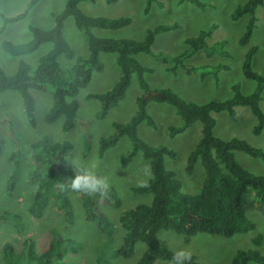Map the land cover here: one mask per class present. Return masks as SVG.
<instances>
[{"label": "rangeland", "instance_id": "1", "mask_svg": "<svg viewBox=\"0 0 264 264\" xmlns=\"http://www.w3.org/2000/svg\"><path fill=\"white\" fill-rule=\"evenodd\" d=\"M29 0H0V25L2 16H12L21 12ZM65 0H37L30 6L22 19L6 24L0 33V41L8 39L13 43H21L30 38L29 25L41 29L52 26L51 12L62 9ZM146 0H106L80 1L78 8L89 16H103L109 18L128 17L129 23L120 28L90 29L92 34L99 38H128L140 40L147 29L160 24L174 25L175 28L155 35L150 51L155 55L137 53L134 57L152 72L144 73L148 90L141 89L136 74L130 76L129 85L125 95L107 114L99 119L95 116L99 108L97 99L85 98L86 93L104 92L112 86L119 76V68L115 63V53L101 52L99 60L103 65L101 71H93L88 83L74 96L78 101L76 111V125L67 132L61 130V120L58 118L51 124L43 121L44 112L51 105V89L31 90L34 101L33 116L36 122L32 127L28 124L22 113L21 101L18 93L6 90L0 93V115L6 119V125H11L10 131H5L1 139L0 151V212L7 211L10 215L0 218V264L2 259L1 246L5 242L13 244L16 251H21L23 241L30 238L34 249L38 253L45 248L52 235L60 238H69L77 244L75 251H67L63 257V264H133L140 256L144 245L140 242L134 244L133 255L129 258H112L110 251L121 243L123 229L117 222V215L121 210L130 208L137 203L147 202L150 196L134 193L131 187L137 186L148 178V162L140 152H137L130 163L121 166L120 158L130 147L129 139L121 136L116 144L109 147L100 157L97 154V140L113 132L112 123L126 122L135 111V97L138 95L147 98L146 112L154 122V128L146 125L144 121L137 125V136L149 145H164L175 151L174 157L164 156L163 165L174 173L180 183V191L187 194H196L203 178V169L196 162L191 174L184 170L188 152L193 148L200 136V123L194 121L181 133L168 135V126H177L181 119L174 112L164 96L155 92L158 89H169L178 98L203 104L209 101H221L231 95V85L237 84L240 93H250L255 81L245 78L241 73V62L245 51L250 46L256 50L252 56L250 67L260 75H264V3L255 10L256 21L248 42L238 44V38L243 32L246 16L236 20L230 18V13L238 4L245 0H197L199 5L188 1L178 0H152L148 10L144 12ZM211 28L206 37V44L223 42L222 50L226 54L215 51L207 57L202 50L196 51L184 60L196 70L185 72L177 68L175 72L166 71L162 57L167 61L177 55L186 46L183 39L195 37L200 30ZM62 36L74 55L85 57L88 54L87 44L81 31L75 28L72 17L64 19ZM51 47L50 42L41 43L34 51L19 57L9 56L0 48V66L6 74L14 72L18 59H23L33 70L38 57L46 53ZM227 55V56H226ZM73 60L63 55L57 57L60 70L71 66ZM167 64L171 65V63ZM221 65V68L214 69ZM224 67L226 69H224ZM30 70V71H31ZM259 107L264 114V88L261 91ZM236 119L229 118L225 111L212 112L215 120L213 134L221 139L237 138L248 145L259 148L264 153V126L260 133L253 134L251 129L256 122L246 106H235ZM48 142L69 141L71 147L60 157L70 170H82L95 166L98 176L104 178L121 200L119 208H113L105 203H98V209L106 216L112 226V240L104 246V238L96 224L83 217L82 207L77 194L68 192L70 201L71 222L64 213L58 210L52 201L46 204L43 216L33 218L28 213L34 185L26 180V161L32 149L28 145L36 142L42 136ZM86 141V142H85ZM21 153L23 167L17 174L14 186L7 192L5 182L12 168L7 156L13 150ZM34 152V151H33ZM235 160L247 171L264 178V162L259 157L250 156L240 150H233ZM75 166V167H74ZM46 167V168H45ZM49 165L44 166V171ZM42 173V170L40 171ZM39 175V177H41ZM245 215L252 222L253 227L243 233L230 237H221L208 233H196L190 236L188 242L182 241V236L171 230H160L157 234L161 246L173 252L184 250L195 256V260L203 264H230L238 249H256L264 256V218L257 210L253 190H246ZM260 236V243L256 246L252 240ZM152 264H171L156 259ZM249 264H259L249 262Z\"/></svg>", "mask_w": 264, "mask_h": 264}, {"label": "trees", "instance_id": "2", "mask_svg": "<svg viewBox=\"0 0 264 264\" xmlns=\"http://www.w3.org/2000/svg\"><path fill=\"white\" fill-rule=\"evenodd\" d=\"M37 0H29L26 7L12 16H2L0 33L4 26L15 22L27 14L30 6ZM80 1L93 0H65L63 7L58 12H51L52 26L41 29L29 25L30 38L21 43H13L8 39L0 41V48L9 56L19 57L34 51L41 43L50 42V49L38 57L35 67L31 70L29 64L23 59H18L13 73L6 74L0 66V93L6 90L16 91L20 97L22 113L28 124L32 127L36 122L33 116L34 101L31 90L51 89V105L44 112L43 121L51 124L58 118L61 120V130L67 132L76 125V111L78 101L74 96L90 80L93 71H101L103 68L99 60V53H115V63L119 68V76L110 88L104 92L86 93L85 98L97 99L99 108L95 116L103 118L107 112L123 99L129 85L130 76L136 74L138 85L144 91L148 86L144 79V73L152 72V69L142 65L134 57L137 53L155 55L150 51L155 35L175 28L174 25L160 24L147 29L140 40L128 38H99L92 34L91 28H120L129 23L128 17L109 18L103 16H89L78 8ZM114 0H106L107 3ZM146 0L144 12L148 10L149 3ZM188 1L199 5L197 0ZM264 0H245L238 4L230 13V18L236 20L246 16L243 32L238 38L239 45H245L255 25V10L263 5ZM72 17L76 29L84 35L88 54L85 57L74 55L73 51L62 36V25L66 17ZM211 28L200 30L195 37H186L183 43L186 46L177 55L170 57L165 63V70L172 73L177 68L185 72L196 70V67L187 65L184 60L198 50H202L209 57L215 51L226 54L222 50L223 42L212 45L206 44ZM256 50L250 46L244 53L241 62V73L255 81L253 90L248 94H242L238 85H231V95L221 101H209L203 104L185 101L178 98L169 89H158L155 92L164 96L165 100L173 106L174 112L180 117L181 123L177 126H168V135L181 133L194 121L200 123V136L193 148L188 152L184 170L191 174L196 162L203 169V178L196 194H187L180 191V183L174 177V173L163 165V157H174L175 151L164 145H149L137 136V125L144 121L147 126L154 128L151 116L146 112L147 98L142 95L135 97V111L124 123H112L113 132L97 140V154L100 157L109 147L116 144L121 136L129 139L130 147L120 158L122 167L131 162L133 156L140 152L148 162V178L141 184L131 187L132 192L149 195L147 202L137 203L134 206L121 210L117 215V222L123 229V236L119 246L110 251L112 258H129L133 255L134 244L140 242L144 245L140 256L133 264H152L156 259L172 262L175 252L160 245L157 234L160 230H171L182 236L183 242H188L190 236L196 233H208L221 237H230L243 233L253 227L252 222L245 215L246 190H253L254 201L257 210L264 218V178L244 169L234 158L233 150H240L250 156L259 157L264 162V153L261 149L252 147L237 139H221L213 134L215 120L212 112L225 111L229 118L236 119L235 106H246L255 117L256 122L251 132L258 134L264 126V114L259 107L261 91L264 88V75L253 71L250 67L252 56ZM63 55L73 60L70 67L60 70L57 57ZM227 56V55H226ZM171 63V65L167 64ZM221 65L214 67L215 70ZM224 69H226L224 67ZM31 70V71H30ZM11 130V125H6V119L0 115V151L1 139L5 131ZM44 135L39 140L28 145L33 151L26 161V180L34 185L28 213L35 219L43 216L46 204L49 200L58 210H61L66 219L71 222L70 201L68 192L77 194L82 207L83 217L87 221L94 222L104 238V246L112 240V226L108 219L98 209V203H105L113 208H119L121 200L115 190L108 185L106 195L99 193L88 194L73 191L70 183L76 170H70L65 166V161L60 157L68 151L71 143L66 140L50 143ZM86 142V141H85ZM21 153L16 149L7 156L12 168L7 176L6 191L12 190L17 174L22 169ZM49 167L44 171V166ZM42 170V173L40 171ZM39 177V175H41ZM16 218L7 211L0 212V218ZM52 235L50 241L40 252L34 249L32 239L23 241L21 251H16L13 244L5 242L1 246L2 259L5 264H63V257L67 251H75L77 245L73 239L60 238ZM261 237L255 236L254 245L260 243ZM264 264V256L256 249H238L235 251L230 264H249V262ZM184 264H203L195 260L190 254V259Z\"/></svg>", "mask_w": 264, "mask_h": 264}, {"label": "clouds", "instance_id": "3", "mask_svg": "<svg viewBox=\"0 0 264 264\" xmlns=\"http://www.w3.org/2000/svg\"><path fill=\"white\" fill-rule=\"evenodd\" d=\"M70 186L73 191L88 194L99 193L101 196L106 195L108 190L107 181L96 174L94 165L82 170H76L74 178L71 179ZM187 259H190V254L184 250H180L174 253L171 264H184V261Z\"/></svg>", "mask_w": 264, "mask_h": 264}]
</instances>
